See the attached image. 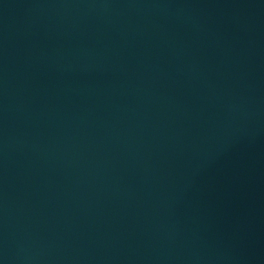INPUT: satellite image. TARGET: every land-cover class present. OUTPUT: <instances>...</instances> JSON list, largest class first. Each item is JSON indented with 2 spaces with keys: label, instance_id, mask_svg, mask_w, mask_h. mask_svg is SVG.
<instances>
[{
  "label": "water",
  "instance_id": "water-1",
  "mask_svg": "<svg viewBox=\"0 0 264 264\" xmlns=\"http://www.w3.org/2000/svg\"><path fill=\"white\" fill-rule=\"evenodd\" d=\"M0 264H264V0H0Z\"/></svg>",
  "mask_w": 264,
  "mask_h": 264
}]
</instances>
